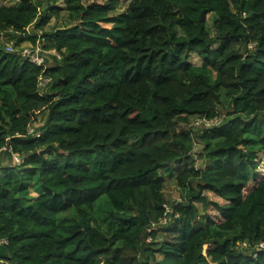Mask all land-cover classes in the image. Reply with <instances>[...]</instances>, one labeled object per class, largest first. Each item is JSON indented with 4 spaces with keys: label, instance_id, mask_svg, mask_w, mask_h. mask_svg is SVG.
I'll return each instance as SVG.
<instances>
[{
    "label": "trees",
    "instance_id": "trees-1",
    "mask_svg": "<svg viewBox=\"0 0 264 264\" xmlns=\"http://www.w3.org/2000/svg\"><path fill=\"white\" fill-rule=\"evenodd\" d=\"M44 3L0 5V32L33 27L60 56L34 67L0 46V149L23 157L0 171V264H264V0ZM164 206L172 222L149 231Z\"/></svg>",
    "mask_w": 264,
    "mask_h": 264
},
{
    "label": "rangeland",
    "instance_id": "rangeland-1",
    "mask_svg": "<svg viewBox=\"0 0 264 264\" xmlns=\"http://www.w3.org/2000/svg\"><path fill=\"white\" fill-rule=\"evenodd\" d=\"M20 0H0V5H15L19 2ZM33 1L34 3H37L38 1H40L41 3V10L43 9L42 7L44 6V0H31ZM59 6V3L57 4ZM128 10V4L127 3H122L120 4L117 9L112 12L111 14H121V13H126ZM211 22H212V18H210L208 20V23H207V29L208 31L210 32V34L212 35L213 34V29L211 27ZM67 26V17H66V13L64 11L60 12L59 16L56 18V17H51L50 20H49V23L47 25V27L44 29L45 32H48L52 29H56V28H64ZM34 32V30L32 28L29 29V32ZM179 35H181L182 33L181 32H178ZM0 46L4 49L5 48V44H12L14 46V52L13 53H17L20 51V48L22 47H25V46H28V43H22V40L21 39H17V42H13V43H6V41L4 40L3 42H0ZM6 50V48H5ZM4 50V51H5ZM59 60L56 59L54 56H51L49 55L46 60H45V65L46 67H49L51 65H53L54 63L58 62ZM189 62L194 65V66H199L201 64V59L198 58L195 54H191L190 57H189ZM49 87H46L43 91H41V93L43 92H46L48 90ZM224 114V111L220 110L219 113L221 114ZM224 115H221V118H223ZM40 119H42L41 116H39ZM220 121V118L218 119V121H214L213 125L215 124H218V122ZM195 121L191 122L190 123V126L193 127L192 130L194 132H201L203 130V127H194L192 124L194 123ZM212 125V126H213ZM41 124H36V129L38 130L40 128ZM201 149V146L199 144H194V148H193V151L192 153L194 154V156L196 157V163L198 166L200 165V161H198V158H197V155L199 153ZM257 163V169H256V172H255V175L253 177V179L250 181L251 182V185H255L259 180L263 179L264 178V163H263V158L262 156H259V159L256 161ZM15 166V170L18 171L20 169H16L18 166L15 165V163L13 162V159L11 157V155L9 153H6V154H1L0 155V171L3 170V169H13ZM19 173V172H18ZM29 192H30V195H29V198L33 199L35 197V194L32 193V190L31 188H29ZM164 195H165V198L167 199V202L168 204H172L174 202H179L181 200H183V197H182V192L178 189V187L176 186L174 180H170L166 183V186L164 188ZM99 212H98V215L100 217H104L107 213V211L109 210L108 206H107V203L105 201L100 200L99 202ZM167 208L169 206H166ZM199 207V206H198ZM170 208V207H169ZM166 222L165 225H169L171 222H172V218L171 217H165L162 222ZM159 236H157V239H158ZM156 239V240H157ZM159 239H161V237H159ZM160 258V257H158Z\"/></svg>",
    "mask_w": 264,
    "mask_h": 264
},
{
    "label": "built area",
    "instance_id": "built-area-1",
    "mask_svg": "<svg viewBox=\"0 0 264 264\" xmlns=\"http://www.w3.org/2000/svg\"><path fill=\"white\" fill-rule=\"evenodd\" d=\"M33 27H28L25 29L23 33L20 35H17V33H14L13 31L9 30L8 32H0V42H3L4 40L6 43H13L14 41L17 42V39H21L22 43H28V46L20 48V51L18 54L23 58L27 59L30 64H32L34 67H42L46 68L45 65V60L46 58L51 55L54 56L56 59H60V56L52 50H45L43 47L45 45V41L42 37L43 32L42 31H34L29 32V29ZM8 36L14 37L12 40H7ZM28 36H32L35 38V42L31 43L30 41L27 40ZM20 37V38H19ZM1 44V43H0ZM6 48V50H5ZM5 52L6 53H13L14 52V46L12 44H5ZM51 83V79L46 76H39L37 80V88L40 94L41 91H43L46 87H48ZM214 121H207L206 119H198L196 120L192 125L194 127H203L204 129L209 128L213 125ZM36 122L33 121L26 130L25 136H29L32 138H37L40 136V132L36 129ZM19 137V136H18ZM9 153L13 159V162L15 165L20 166L23 162V157L20 156L17 153H14L9 146H4L0 149V155L1 154H6ZM198 165L194 164V168L197 169ZM164 211L162 213V216L158 219L157 222H152L150 224V228L148 229L149 231H154L161 225L166 224L167 220L165 222H162V220L165 217H170V208L164 206ZM174 218L177 217V215H173ZM151 241V238H147V242ZM5 243V240L0 239V245ZM243 247H246L247 245L245 243L242 244ZM255 251H264V243H260L258 245H255L253 247ZM255 257V255H254Z\"/></svg>",
    "mask_w": 264,
    "mask_h": 264
},
{
    "label": "crops",
    "instance_id": "crops-1",
    "mask_svg": "<svg viewBox=\"0 0 264 264\" xmlns=\"http://www.w3.org/2000/svg\"><path fill=\"white\" fill-rule=\"evenodd\" d=\"M33 193V192H32Z\"/></svg>",
    "mask_w": 264,
    "mask_h": 264
}]
</instances>
